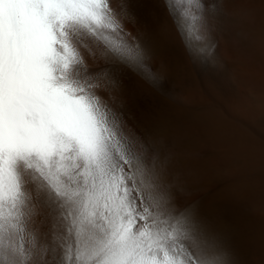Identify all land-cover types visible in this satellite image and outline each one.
<instances>
[{
  "label": "snow or ice",
  "instance_id": "obj_1",
  "mask_svg": "<svg viewBox=\"0 0 264 264\" xmlns=\"http://www.w3.org/2000/svg\"><path fill=\"white\" fill-rule=\"evenodd\" d=\"M214 55L218 0H162ZM141 0H0V264H236L186 200L180 161L130 127L131 75L155 80Z\"/></svg>",
  "mask_w": 264,
  "mask_h": 264
},
{
  "label": "bare ground",
  "instance_id": "obj_2",
  "mask_svg": "<svg viewBox=\"0 0 264 264\" xmlns=\"http://www.w3.org/2000/svg\"><path fill=\"white\" fill-rule=\"evenodd\" d=\"M214 55L185 46L162 0H141L155 80L131 75L121 101L130 127L168 146L186 200L222 232L236 264H264V0H218Z\"/></svg>",
  "mask_w": 264,
  "mask_h": 264
}]
</instances>
